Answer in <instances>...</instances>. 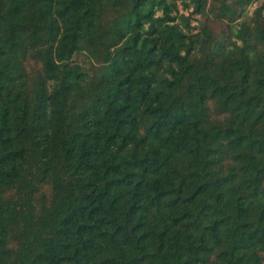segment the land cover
<instances>
[{
	"label": "trees",
	"instance_id": "obj_1",
	"mask_svg": "<svg viewBox=\"0 0 264 264\" xmlns=\"http://www.w3.org/2000/svg\"><path fill=\"white\" fill-rule=\"evenodd\" d=\"M255 1L0 0V264H264Z\"/></svg>",
	"mask_w": 264,
	"mask_h": 264
},
{
	"label": "rangeland",
	"instance_id": "obj_2",
	"mask_svg": "<svg viewBox=\"0 0 264 264\" xmlns=\"http://www.w3.org/2000/svg\"><path fill=\"white\" fill-rule=\"evenodd\" d=\"M260 1H261V0H257V1H255V2H253V3H251L249 6H247V7H248V10L251 11V10L254 8V6H255L257 3H259ZM212 25H213L214 27H216L218 31H220V30L222 29L221 27L223 26V23H220V22H212ZM223 28H225V27L223 26ZM77 59H78V60H84V59H86V57H85V55L78 54V55H77Z\"/></svg>",
	"mask_w": 264,
	"mask_h": 264
}]
</instances>
